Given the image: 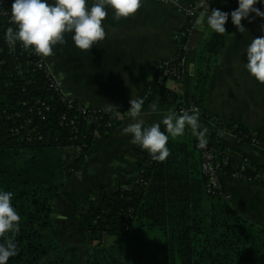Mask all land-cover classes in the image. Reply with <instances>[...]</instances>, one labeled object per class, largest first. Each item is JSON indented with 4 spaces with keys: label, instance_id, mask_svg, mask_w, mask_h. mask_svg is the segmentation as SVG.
Wrapping results in <instances>:
<instances>
[{
    "label": "trees",
    "instance_id": "1",
    "mask_svg": "<svg viewBox=\"0 0 264 264\" xmlns=\"http://www.w3.org/2000/svg\"><path fill=\"white\" fill-rule=\"evenodd\" d=\"M11 4L12 0H3L0 5V48L7 61L0 70V187L15 193L13 203L22 222L17 236L20 254L9 264H63L55 257L59 241L52 232L54 202L69 179L81 173L95 155V144L121 126L123 118L63 100L49 88L45 74L29 62L31 58L18 54L19 45L17 54L7 51L4 30L14 27ZM237 7L238 0H214L210 9L231 12ZM195 20L186 17L176 34L175 56L149 72L152 82L144 96V109L153 103L166 111L185 108L182 93L166 86L170 76L165 71L179 70L181 88L183 59ZM226 27L225 34L207 28L198 46L190 100L217 128L247 143L256 139L264 148V141L247 126L234 121L223 124L206 110L211 74L236 28L231 18ZM209 144L215 147L212 140ZM168 146L171 156L157 162L133 145L141 158L134 165L137 176L115 190L99 187L82 198L85 212L79 218L86 227L85 238L97 242L84 264H128L113 246H106L105 237L154 231L162 235L168 264H264V226L235 211L225 189L223 195L207 192L196 137L189 130L184 137L170 139ZM243 163L228 158L222 173L237 174L243 181L264 174L263 165Z\"/></svg>",
    "mask_w": 264,
    "mask_h": 264
},
{
    "label": "crops",
    "instance_id": "2",
    "mask_svg": "<svg viewBox=\"0 0 264 264\" xmlns=\"http://www.w3.org/2000/svg\"><path fill=\"white\" fill-rule=\"evenodd\" d=\"M192 3L193 0H179L177 3L145 0L140 11L128 19L115 21L110 14L105 22L107 38L92 50H80L68 36L66 44L57 45L54 54L45 58L71 100L106 112L113 104L123 117L121 126L95 144V155L87 160L81 173L69 179L57 198H61L59 203L65 214L58 216L59 221L55 220L52 232L59 241L56 258L63 264H84L89 252L97 245L96 241L85 238L86 227L79 218L85 212L82 198L99 187L115 190L138 174L134 165L141 158L134 153L130 137L121 132L131 122L127 116L129 102L131 98H144L152 82L149 72L161 61L175 56L176 34L186 20L180 9ZM258 7L264 10V4ZM203 11L196 16L183 59L182 87L179 91L183 95L185 108L193 106L190 97L196 52L207 35V27L199 23ZM252 15L255 16L254 13ZM242 23L247 26V32L241 34L235 28L213 69L206 110L223 124L234 121L247 126L254 136L264 141V84L256 82L244 70V50L255 36L264 35L261 31L264 18L245 19ZM143 74L145 78L141 77ZM166 86L175 89L178 84L168 80ZM159 109L160 114H154L150 105L144 109L143 119L146 123L151 124L162 118L166 110L160 105ZM200 119L208 129L207 139L215 144L221 165L228 158H233L245 165L252 162L264 166L263 147L247 143L217 128L202 114ZM222 182L232 208L248 220L264 226V174L254 181H243L223 173ZM72 202L80 205L82 212L73 213L70 210Z\"/></svg>",
    "mask_w": 264,
    "mask_h": 264
},
{
    "label": "clouds",
    "instance_id": "3",
    "mask_svg": "<svg viewBox=\"0 0 264 264\" xmlns=\"http://www.w3.org/2000/svg\"><path fill=\"white\" fill-rule=\"evenodd\" d=\"M144 3L145 0H12L10 24L14 27L4 30V40L12 50L19 45L41 58L52 56L57 45L68 42V36L80 50H92L107 38L105 22L110 14L115 21L128 19L135 16ZM208 3L209 0L199 23L216 34L228 32L229 18L241 34L248 30L242 20L264 18V10L258 7L264 0H238V7L231 12L220 8L209 10ZM4 11L7 13V9ZM261 31L264 32V28ZM245 52L244 70L256 82L264 84V35L255 36ZM129 103L127 116L131 122L121 132L130 137L132 144L147 151L152 160L165 162L172 154L168 146L170 139L184 137L189 130L197 139V147L206 148L208 129L202 124L200 110L195 105L179 112L168 109L160 120L149 124L143 119L144 98H131ZM150 108L154 114L161 112L156 103ZM106 110L116 119L123 118L113 104ZM14 197L13 191L0 187V264H9L11 258L20 254L17 236L21 232L22 216L13 203Z\"/></svg>",
    "mask_w": 264,
    "mask_h": 264
},
{
    "label": "built area",
    "instance_id": "4",
    "mask_svg": "<svg viewBox=\"0 0 264 264\" xmlns=\"http://www.w3.org/2000/svg\"><path fill=\"white\" fill-rule=\"evenodd\" d=\"M161 3H168V2H174L177 3L179 0H157ZM214 2V0H209V3ZM207 0H193V3L189 7L181 8L180 11L185 14L186 17L196 18L197 13L200 10L204 9V5H206ZM207 5V6H208ZM6 49L8 52L17 54L18 49L15 48V50H12L10 46L6 43ZM4 51L0 48V70L3 69L7 65V61L5 56L3 57ZM20 55L25 54L27 57H30L31 59L29 62L32 61V64L36 66L37 69L41 70L48 81L49 88H51L54 92H56L63 100H69V102H73L64 92L63 84L58 75L53 71V69L47 64L45 58H41L40 56L24 51L21 46H19V53ZM183 73V69H182ZM165 74H168L170 76L169 80L175 81L178 84V87L173 89L175 92H179L180 87L178 80L181 78V73H179V70L176 68H172L171 70H166ZM164 82V81H163ZM37 103H40L37 102ZM24 105H26L25 102H23ZM42 107H45V103H41ZM70 106L72 104L70 103ZM95 109V108H93ZM86 108H83V113H85ZM41 114V111L39 112ZM73 120L71 121V123ZM208 140V139H207ZM253 144L260 145L259 141L256 139L252 140ZM197 149L200 151L201 154V170L204 176L206 177V190L209 194L216 195L225 194L223 182H222V170H221V164L219 163V160L217 158V151L216 148L211 146L209 144V140L207 143L206 148L204 149ZM234 177L238 178L237 174L232 175Z\"/></svg>",
    "mask_w": 264,
    "mask_h": 264
},
{
    "label": "rangeland",
    "instance_id": "5",
    "mask_svg": "<svg viewBox=\"0 0 264 264\" xmlns=\"http://www.w3.org/2000/svg\"><path fill=\"white\" fill-rule=\"evenodd\" d=\"M101 174L102 172L99 177ZM60 199L54 202L56 221L60 220L58 216L65 214L63 207H60ZM70 210L73 213L82 212L80 205L76 206L74 202H72V208ZM105 244L106 246H113L120 257L128 264H168L163 252V238L158 231L151 233L139 232L132 237L107 235L105 237ZM56 253L55 257L57 255Z\"/></svg>",
    "mask_w": 264,
    "mask_h": 264
},
{
    "label": "water",
    "instance_id": "6",
    "mask_svg": "<svg viewBox=\"0 0 264 264\" xmlns=\"http://www.w3.org/2000/svg\"><path fill=\"white\" fill-rule=\"evenodd\" d=\"M212 3H213V2H212ZM212 3H210V4L207 6L209 9L211 8Z\"/></svg>",
    "mask_w": 264,
    "mask_h": 264
}]
</instances>
